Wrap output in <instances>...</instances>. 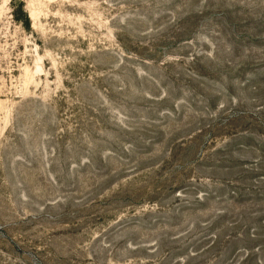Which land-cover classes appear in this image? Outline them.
Returning <instances> with one entry per match:
<instances>
[{"label":"rangeland","instance_id":"374dc122","mask_svg":"<svg viewBox=\"0 0 264 264\" xmlns=\"http://www.w3.org/2000/svg\"><path fill=\"white\" fill-rule=\"evenodd\" d=\"M0 264H264V0H0Z\"/></svg>","mask_w":264,"mask_h":264},{"label":"trees","instance_id":"16d2710c","mask_svg":"<svg viewBox=\"0 0 264 264\" xmlns=\"http://www.w3.org/2000/svg\"><path fill=\"white\" fill-rule=\"evenodd\" d=\"M20 7H21V8H20V13H21V14H24V15H23V16H24V19H22V17L19 16V13H15L16 20H17V21H22V22H24V25H25L26 29H29V28H30V21H29L27 15L23 12V5H22V3L20 4ZM21 16H22V15H21Z\"/></svg>","mask_w":264,"mask_h":264}]
</instances>
